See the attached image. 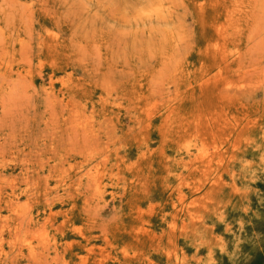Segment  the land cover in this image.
Instances as JSON below:
<instances>
[{
    "label": "rangeland",
    "instance_id": "1",
    "mask_svg": "<svg viewBox=\"0 0 264 264\" xmlns=\"http://www.w3.org/2000/svg\"><path fill=\"white\" fill-rule=\"evenodd\" d=\"M0 264H264V0H0Z\"/></svg>",
    "mask_w": 264,
    "mask_h": 264
},
{
    "label": "bare ground",
    "instance_id": "2",
    "mask_svg": "<svg viewBox=\"0 0 264 264\" xmlns=\"http://www.w3.org/2000/svg\"><path fill=\"white\" fill-rule=\"evenodd\" d=\"M22 8V7H21ZM112 10V9H111ZM24 24V23H23ZM27 50V49H26ZM20 51V50H19ZM48 98V97H47Z\"/></svg>",
    "mask_w": 264,
    "mask_h": 264
}]
</instances>
